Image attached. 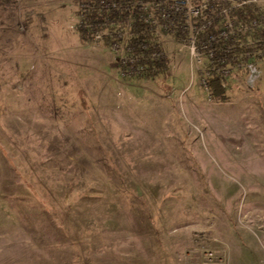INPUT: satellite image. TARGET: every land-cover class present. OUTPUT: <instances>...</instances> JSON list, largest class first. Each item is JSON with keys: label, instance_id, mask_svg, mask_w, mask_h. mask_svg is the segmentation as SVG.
Instances as JSON below:
<instances>
[{"label": "rangeland", "instance_id": "374dc122", "mask_svg": "<svg viewBox=\"0 0 264 264\" xmlns=\"http://www.w3.org/2000/svg\"><path fill=\"white\" fill-rule=\"evenodd\" d=\"M91 4L0 0V264H261L264 56L215 98L199 43L224 19L195 32L191 8L151 24L167 74L144 77L122 64L132 16L80 37Z\"/></svg>", "mask_w": 264, "mask_h": 264}, {"label": "built area", "instance_id": "2783aa9c", "mask_svg": "<svg viewBox=\"0 0 264 264\" xmlns=\"http://www.w3.org/2000/svg\"><path fill=\"white\" fill-rule=\"evenodd\" d=\"M146 1L149 3V7L153 6L154 11H157L154 17H149L150 12L147 13L144 10L147 8V7H144L145 6L144 4L147 3L144 0H134L133 2H128V5L131 7H137L140 10L139 16L143 17L145 22H148L149 24L148 31L150 34H152L153 32H156L155 28L153 29L151 26L152 23L160 24L162 27H165L166 29H172L173 27H175L174 23L179 21V18H181V16L186 13L187 9L189 10L192 8V11H189V12H193L194 14H197L201 17L203 14H206L207 11L209 13L214 12L216 10L217 5H219V3L223 4L222 9H221V14H222L221 18L224 19L223 28L217 29L215 33L214 31L213 33L207 32L206 33L207 36L199 43L201 44L200 47L203 48L202 53L206 54V56L208 55L210 58V68L211 69H230L233 67H238V65L240 64L239 62L240 57H245L246 59H249L254 56L256 57L260 55L264 56V29L262 30L259 29L261 25L264 26V9H260L259 4H258L260 3L259 0H209V1L205 0L203 3L205 5L204 10H201L200 6L199 8H196V9L195 7H190V6L186 7L185 0H146ZM251 3L255 4L256 7L262 13L259 15L253 16L247 22L245 21L235 22L229 16L232 8L237 7V6L251 4ZM212 24H215V23L209 20L204 21L201 24H199L197 20V22L195 23V32H197L198 30L202 32L204 28L209 29ZM178 25H179L178 27L180 28V21ZM258 31L261 32V35L254 39L255 40L254 43L244 40L248 34H252V33L256 34ZM99 33H100L99 31L95 32L93 34V38L94 39L99 38L100 37ZM127 34H129V38L132 36V33L130 31ZM101 35L102 37L103 36L107 37V39H110V40L116 36L115 33H111V32L107 33L106 35L104 34H101ZM231 35L235 38V41L239 43V46H242V45L249 46L250 45L252 46V48L245 52L239 53L238 54L239 58L237 57L238 61L235 62L234 64H226L224 66H215L214 64H212V59H211L213 54L216 51H222L223 47L226 52H232V48L234 47V44L231 43V44H227L226 46L218 47L214 43H216L218 40L227 41V39H229ZM129 38L126 41V45H125L126 51H125V56L122 59V64L125 70L130 69V71L128 70L129 72L137 73V72H140L142 69L146 68L145 64L142 62L144 55L143 53L134 52L133 47L129 43ZM151 41H152L151 45L154 47V49L149 54V56L153 58V57H159L163 55L158 49V44L153 39H151ZM260 44L262 45L260 46ZM254 45L256 47H254ZM194 50H195L194 47H192V52L195 55H198L199 51L197 50V53H195ZM257 51L261 53L259 54L257 53ZM204 84L205 86H207L206 80ZM205 256H207V261L209 262L208 264H221L223 261L221 252L213 248L207 249V251L205 252ZM261 264H264V260H262Z\"/></svg>", "mask_w": 264, "mask_h": 264}, {"label": "trees", "instance_id": "16d2710c", "mask_svg": "<svg viewBox=\"0 0 264 264\" xmlns=\"http://www.w3.org/2000/svg\"><path fill=\"white\" fill-rule=\"evenodd\" d=\"M92 4L84 9L80 14V23L78 31L80 37L89 41L93 38V34L97 31H101L105 28V25L109 23L126 22L129 21V30L132 36L129 38V43L133 47L135 53H143L144 58L142 62L146 68L142 69L139 74L144 77H155L158 75L166 76L167 69H165L166 57L161 55L159 57H150L149 54L153 51L154 47L151 45L152 36L148 31L149 24L145 22L143 17H140V10L137 7H131L128 2L134 0H89ZM223 4L219 3L216 10L212 13L207 11L203 14L199 21L217 22L221 17V9ZM262 12L256 7L255 4H247L243 6H237L231 9L229 16L233 21H245L247 22L255 15H259ZM261 34V32L259 31ZM184 33L179 30L178 37H182ZM110 40L104 38V43L109 44ZM234 44L232 52H226L224 47L222 51H216L212 56V64L215 66H224L226 64H234L238 61V54L250 50L252 46H239V43L235 41V38L231 35L227 41L218 40L214 43L216 46H226L227 44ZM141 45V46H139ZM262 44H260L261 46ZM238 57V58H237ZM224 59V60H222ZM239 60H246L245 57H240ZM222 62V63H221ZM225 69H211L210 76L207 78V87L215 98H222L224 93V76ZM9 164H12V159L2 151Z\"/></svg>", "mask_w": 264, "mask_h": 264}]
</instances>
